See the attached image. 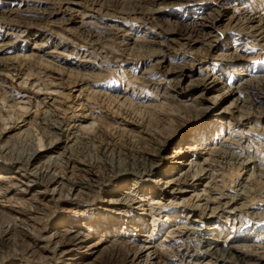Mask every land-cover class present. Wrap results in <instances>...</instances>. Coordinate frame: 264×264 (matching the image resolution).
<instances>
[{"label": "rangeland", "instance_id": "374dc122", "mask_svg": "<svg viewBox=\"0 0 264 264\" xmlns=\"http://www.w3.org/2000/svg\"><path fill=\"white\" fill-rule=\"evenodd\" d=\"M257 17L264 0H0V264H264Z\"/></svg>", "mask_w": 264, "mask_h": 264}, {"label": "bare ground", "instance_id": "6f19581e", "mask_svg": "<svg viewBox=\"0 0 264 264\" xmlns=\"http://www.w3.org/2000/svg\"><path fill=\"white\" fill-rule=\"evenodd\" d=\"M257 20V21H256ZM256 20H255V18H247V20H246V25H247V28L251 31V33H253V34H256V33H259V37H260V40L262 41V43L264 42V28H263V24H264V17H257L256 18ZM239 21V20H238ZM252 23H255V24H257V29L253 26V25H250V24H252ZM249 31V32H250ZM258 37V36H257ZM259 40V39H258ZM260 41V42H261ZM98 42V41H97ZM258 43H259V41H258ZM102 44V43H101ZM155 54H157V53H155V52H153L152 53V55H155ZM53 127V126H52ZM166 142V141H165ZM163 144V143H162ZM164 145V144H163ZM162 145V146H163ZM162 146L161 147H159L158 148V150L156 151V153H155V155H157L158 154V152L162 149ZM141 152V151H140ZM141 155L140 156H142V155H145V154H147L146 152H141L140 153ZM22 157V156H21ZM37 157H38V155H36V152L35 151H33L28 157H26L25 159H18L17 160V162L20 164V165H23V166H27V165H30V163L31 162H33V161H35L36 159H37ZM145 161V160H144ZM144 164V163H143ZM51 166V165H50ZM144 168H143V170H146L147 168H146V166L144 165L143 166ZM44 168V167H43ZM50 168V167H49ZM46 170V169H45ZM48 170V169H47ZM148 172H150L151 170H152V166H150V167H148ZM90 173H91V175H93V172H91V171H89ZM43 173H45V171L43 172V170H41L40 169V171L39 172H35V178L37 179V180H41V182L43 181V180H45L44 178L47 176V175H49V174H47L46 173V175H43ZM89 173V174H90ZM52 177V176H51ZM50 177V182H51V180L52 181H55V179L53 178H51ZM57 178V177H56ZM44 182V181H43ZM47 182V181H46ZM94 182H96V181H94ZM52 183V182H51ZM89 187H93L92 185H90V183L88 184V183H85V182H78V183H73V184H71V188L72 189H76V188H89ZM204 239V238H203ZM238 238H227L226 240H223L221 243H222V250H219L218 248H212V247H208V246H210V245H208V243H211V242H215L216 240H214V239H210V238H208L207 237V239L205 238L204 240H201V243L200 244H206V246L204 247V248H202V250H204L205 251V254H207V256L208 257H212V256H215V261H222V260H224V259H229L230 258V260L232 259V261L233 260H238V261H240L239 259H236L231 253H230V250L233 248V243H235V242H233V241H238L237 240ZM73 241V240H72ZM261 241H262V244L264 245V238H262L261 239ZM143 247V250L145 249V246H142ZM141 248H138V250H135V253H133V255H134V258H135V256H137L138 255V257L140 256V255H142V253H143V250H140ZM140 250V251H139ZM129 251V249L128 250H125L124 249V251L123 250H116V252L114 253V256H113V258H114V260L115 259H117L119 256H123V258H126L127 257V255H128V253H130V252H128ZM148 251V250H147ZM146 251V252H147ZM203 251V252H204ZM145 254V253H144ZM117 257V258H116ZM146 261H147V263H148V260H149V255L148 254H146ZM160 258V257H159ZM158 258V259H159ZM214 259V258H213ZM164 262V261H163ZM162 261L159 263V262H155L154 264H165V263H163ZM234 263H235V261H233ZM149 264V263H148Z\"/></svg>", "mask_w": 264, "mask_h": 264}]
</instances>
